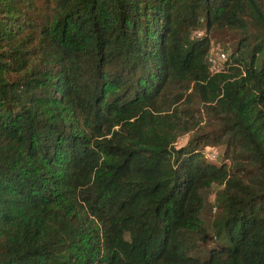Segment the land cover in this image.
I'll return each instance as SVG.
<instances>
[{
  "label": "trees",
  "instance_id": "trees-1",
  "mask_svg": "<svg viewBox=\"0 0 264 264\" xmlns=\"http://www.w3.org/2000/svg\"><path fill=\"white\" fill-rule=\"evenodd\" d=\"M0 264H264V0H0Z\"/></svg>",
  "mask_w": 264,
  "mask_h": 264
},
{
  "label": "rangeland",
  "instance_id": "rangeland-1",
  "mask_svg": "<svg viewBox=\"0 0 264 264\" xmlns=\"http://www.w3.org/2000/svg\"><path fill=\"white\" fill-rule=\"evenodd\" d=\"M219 45L217 46L215 43H212V49L216 50L219 49ZM187 133L180 134L176 141L175 145L179 146L183 144L186 140ZM220 152H221V146H206L204 148V153L213 162H218L220 159ZM214 207H213V193L212 191L207 193V201L205 203V210L202 212V217L206 220V222L209 221V218L213 215Z\"/></svg>",
  "mask_w": 264,
  "mask_h": 264
},
{
  "label": "built area",
  "instance_id": "built-area-1",
  "mask_svg": "<svg viewBox=\"0 0 264 264\" xmlns=\"http://www.w3.org/2000/svg\"><path fill=\"white\" fill-rule=\"evenodd\" d=\"M225 59V53L222 50L210 49L208 54L209 69L211 71H217L221 67L222 61Z\"/></svg>",
  "mask_w": 264,
  "mask_h": 264
}]
</instances>
